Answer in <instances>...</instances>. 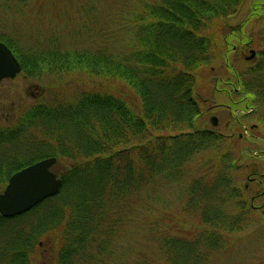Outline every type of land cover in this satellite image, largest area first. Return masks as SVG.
Returning a JSON list of instances; mask_svg holds the SVG:
<instances>
[{
    "label": "trees",
    "instance_id": "obj_1",
    "mask_svg": "<svg viewBox=\"0 0 264 264\" xmlns=\"http://www.w3.org/2000/svg\"><path fill=\"white\" fill-rule=\"evenodd\" d=\"M243 2L136 0L125 47L34 51L0 37L23 74L85 71L122 81L138 99L83 92L66 104H37L14 129L0 132L2 192L13 174L50 157L57 158L52 171L63 180L58 195L31 211L0 215V264L30 263L39 238L54 232L60 234L57 264H160L156 257L161 264H207L225 245L228 227L241 228L255 207L235 179L241 165L223 150L234 140L196 129L195 122L201 115L197 72L214 59L212 27L235 16ZM228 29L237 44L252 41ZM258 58L255 67L231 73L241 87L234 93L251 95L253 108L264 112V49ZM175 189L178 195L169 202L164 192ZM176 202L204 224L198 236L179 237L165 226ZM138 225L152 244L149 254L120 241Z\"/></svg>",
    "mask_w": 264,
    "mask_h": 264
},
{
    "label": "rangeland",
    "instance_id": "obj_2",
    "mask_svg": "<svg viewBox=\"0 0 264 264\" xmlns=\"http://www.w3.org/2000/svg\"><path fill=\"white\" fill-rule=\"evenodd\" d=\"M136 6V0H0V37L34 51L48 48L74 53L93 51L102 44L114 47L116 43L125 47L131 41L129 23ZM228 28L252 41L237 44ZM211 34L215 39L214 59L197 72L196 99L201 115L195 128L212 129L234 140L223 150L233 152L241 165L235 179L246 188L248 205L254 198L255 208L241 228L228 227L225 245L207 264H264V112L253 108L251 95L234 93L241 87L231 73L244 72L259 63L258 53L264 49V0H244L235 16L215 23ZM229 45L236 51L228 50ZM250 50L256 52L253 60L246 59ZM101 91L138 103L134 92L122 81L102 79L85 71H44L39 78L21 72L14 79L0 82V132L14 129L22 115L37 104H66L83 92ZM3 151L0 146V153L5 154ZM193 166L199 165L194 162ZM164 194L169 202L178 195L176 189ZM177 205H171L173 217L165 216V226L169 224L179 237L198 236L204 224L193 214L181 212ZM120 241L136 246L144 254H149L152 245L140 225L127 228ZM34 249L28 264H57L60 234L42 235ZM156 259L163 262L161 257Z\"/></svg>",
    "mask_w": 264,
    "mask_h": 264
},
{
    "label": "water",
    "instance_id": "obj_3",
    "mask_svg": "<svg viewBox=\"0 0 264 264\" xmlns=\"http://www.w3.org/2000/svg\"><path fill=\"white\" fill-rule=\"evenodd\" d=\"M256 56L254 50L247 60ZM22 72V66L13 51L0 41V82L14 79ZM214 124L217 119L213 118ZM57 158L38 161L13 174L0 194V215L14 218L23 215L43 201L55 197L61 191L63 180L52 171Z\"/></svg>",
    "mask_w": 264,
    "mask_h": 264
},
{
    "label": "flooded vegetation",
    "instance_id": "obj_4",
    "mask_svg": "<svg viewBox=\"0 0 264 264\" xmlns=\"http://www.w3.org/2000/svg\"><path fill=\"white\" fill-rule=\"evenodd\" d=\"M251 51V50H250Z\"/></svg>",
    "mask_w": 264,
    "mask_h": 264
}]
</instances>
